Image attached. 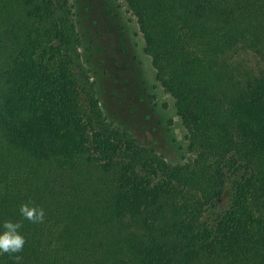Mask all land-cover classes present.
I'll return each mask as SVG.
<instances>
[{
  "label": "trees",
  "instance_id": "obj_1",
  "mask_svg": "<svg viewBox=\"0 0 264 264\" xmlns=\"http://www.w3.org/2000/svg\"><path fill=\"white\" fill-rule=\"evenodd\" d=\"M122 2L189 156L168 163L83 97L70 0H0V233L25 239L0 264H264V0Z\"/></svg>",
  "mask_w": 264,
  "mask_h": 264
},
{
  "label": "rangeland",
  "instance_id": "obj_2",
  "mask_svg": "<svg viewBox=\"0 0 264 264\" xmlns=\"http://www.w3.org/2000/svg\"><path fill=\"white\" fill-rule=\"evenodd\" d=\"M70 4L81 38L83 97L94 95L111 122L129 130L141 145L155 150L168 163L185 162L189 156L187 131L173 97L157 80L136 18L122 0H70ZM248 153L241 157L248 158ZM233 180L217 208L206 213L207 223H214L230 207Z\"/></svg>",
  "mask_w": 264,
  "mask_h": 264
},
{
  "label": "clouds",
  "instance_id": "obj_3",
  "mask_svg": "<svg viewBox=\"0 0 264 264\" xmlns=\"http://www.w3.org/2000/svg\"><path fill=\"white\" fill-rule=\"evenodd\" d=\"M21 214L33 222L42 221L44 218L43 209L29 208L27 205L21 207ZM21 227L19 223L5 222V231L0 233V253H15L22 250L25 243L24 237L18 232ZM19 259V257H17Z\"/></svg>",
  "mask_w": 264,
  "mask_h": 264
}]
</instances>
